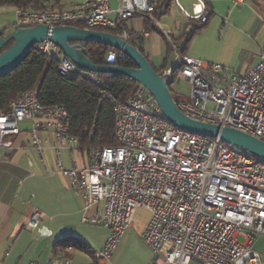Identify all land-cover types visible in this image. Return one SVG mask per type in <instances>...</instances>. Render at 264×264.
Segmentation results:
<instances>
[{
  "label": "built area",
  "instance_id": "built-area-1",
  "mask_svg": "<svg viewBox=\"0 0 264 264\" xmlns=\"http://www.w3.org/2000/svg\"><path fill=\"white\" fill-rule=\"evenodd\" d=\"M175 1L188 24L207 23L211 0H195L193 13ZM244 6L246 0H232ZM68 0L64 7L30 10L15 8V26L82 24L87 29L119 28L133 18H146L159 28L158 17L168 12L160 0ZM115 14L113 19L109 15ZM188 25V26H189ZM264 26V22H263ZM0 26V30H1ZM194 30V28H193ZM187 32L190 35L192 31ZM162 35L177 53L180 63L157 73L170 84L181 76L190 84L186 98L175 97L177 107L192 119L231 127L264 142V49L258 62L236 74L217 63L186 55L163 30ZM120 37L133 40L127 30ZM36 49L58 56L61 74L80 69L54 44ZM124 54L108 52L107 64ZM97 84L95 73L83 71ZM105 96V95H104ZM117 145L86 147L89 164L64 168L60 149L80 147L71 134L65 105H44L35 89L21 92L7 111L0 109V149H12L11 138L23 133L21 124L31 121V145L42 155L41 131L52 130L56 172L67 176L82 200V221L109 231L96 264H111L125 231L137 230L154 253L151 264H264L253 248L264 236V161L224 143L220 138L186 132L163 116L152 94L142 85L124 100L112 97ZM148 213L143 224L137 213ZM46 214L35 209L26 227L35 230ZM242 236L246 242L241 243ZM30 264H42L30 262ZM54 264H70L61 258Z\"/></svg>",
  "mask_w": 264,
  "mask_h": 264
},
{
  "label": "crops",
  "instance_id": "crops-1",
  "mask_svg": "<svg viewBox=\"0 0 264 264\" xmlns=\"http://www.w3.org/2000/svg\"><path fill=\"white\" fill-rule=\"evenodd\" d=\"M212 2L210 7L213 14ZM5 7L12 8L15 13V8L11 6L0 7L3 13L9 12ZM15 23H0L4 36L15 30ZM124 25L127 30L143 38L145 54L157 70L178 65L170 60L169 42L165 37L168 50L163 57L160 37L152 34L153 31L158 34L161 31L153 29L150 20L137 17L125 21ZM140 31L144 32L143 35L139 34ZM186 50L187 47L185 54ZM177 77L180 76H175L170 88L176 81L180 82ZM185 81L190 90L189 82ZM172 94L174 96V91ZM176 97L183 98L178 93ZM31 127V121L22 122L23 133L11 138L14 148L0 149V264H30L33 261L54 264L61 258L69 259L70 264H94L95 258L76 249L74 243L84 242L97 253L105 245L109 231L82 221L83 204L79 194L67 176L56 172L54 147L58 141L53 131L40 132L44 145L40 155L30 142ZM60 152L64 168L89 164V153L85 147L63 146ZM35 209L43 211L46 217L37 229L30 230L26 224ZM153 260L154 253L142 242L137 230L129 228L114 252L111 264H151Z\"/></svg>",
  "mask_w": 264,
  "mask_h": 264
},
{
  "label": "trees",
  "instance_id": "trees-1",
  "mask_svg": "<svg viewBox=\"0 0 264 264\" xmlns=\"http://www.w3.org/2000/svg\"><path fill=\"white\" fill-rule=\"evenodd\" d=\"M67 1L0 0V7L11 6L14 8L40 10L49 7H64ZM172 1L160 0V4H166L169 9ZM206 24H197L196 22L194 30L185 41L186 44L192 40L195 32ZM78 27L85 28L82 24H79ZM17 28L19 27L16 26L15 30ZM153 29L159 30L155 25H153ZM3 30L1 28L0 35L4 36ZM95 30L119 35L123 30L127 29L123 22L119 28H96ZM127 31L133 37V40L128 42L134 45L147 58L143 48V38L130 30ZM12 43L10 42L4 49L11 46ZM81 44L86 48L87 55L94 63L107 64L108 52L113 48L99 43L82 42ZM182 49L184 52L186 47ZM169 51H172L170 44ZM61 53L63 52L61 51ZM115 64L124 67L136 66L133 60L125 55L118 57ZM59 65L60 59L58 56H49L34 47L16 68L0 76V109L7 111L10 104L21 92L35 89L42 104L65 105L68 111L71 134L78 139L81 147L117 145L112 97L120 100L126 99L133 92L137 83L119 74H96L101 80V84H97L90 79L88 74L83 73L85 70L66 76L61 74ZM156 71L158 70L156 69ZM173 97L175 98V96ZM252 157L255 158L254 156ZM59 244L64 245V243ZM74 247L93 256L95 258L94 264H96V253L91 250L88 244L76 242Z\"/></svg>",
  "mask_w": 264,
  "mask_h": 264
},
{
  "label": "water",
  "instance_id": "water-1",
  "mask_svg": "<svg viewBox=\"0 0 264 264\" xmlns=\"http://www.w3.org/2000/svg\"><path fill=\"white\" fill-rule=\"evenodd\" d=\"M10 42H13L11 46L4 49ZM44 42L56 45L82 70L95 74L123 75L144 86L157 101L166 120L176 127L189 133L220 138L224 143L264 161L262 140L231 127H222L187 117L177 107L169 83L157 73L146 56L130 42L111 32L74 25L49 27L46 24H37L17 28L8 36L0 35V76L16 68L37 44ZM82 42L107 45L128 56L136 66L96 64L87 55Z\"/></svg>",
  "mask_w": 264,
  "mask_h": 264
},
{
  "label": "rangeland",
  "instance_id": "rangeland-1",
  "mask_svg": "<svg viewBox=\"0 0 264 264\" xmlns=\"http://www.w3.org/2000/svg\"><path fill=\"white\" fill-rule=\"evenodd\" d=\"M212 1L214 12L211 14L210 20L195 32L188 44L185 42L188 38L186 31L193 30L196 23L188 24L187 17L181 12L175 1L171 2L167 14L158 17L159 30L170 33L179 47H187L186 55L223 65L236 74L244 73L258 62L259 55L264 49V0H246L244 6H235L232 0ZM179 2L187 12L193 13L195 0H179ZM111 6L113 9L117 7L116 0L112 1ZM5 10L9 12L3 13V10L0 9V23L3 21L14 24L17 20L16 13L12 8L5 7ZM111 18L115 19V15H111ZM143 33L139 32L141 35ZM153 33L160 37L161 53L165 57L168 50L167 39L165 40L161 33L158 34L159 32L153 31ZM169 57L171 62L180 63L174 50L170 51ZM177 79L180 82L176 81L170 89L174 91L175 97L178 93L179 96L187 99L189 85L181 76ZM147 217L148 213L140 210L137 213V222L143 224ZM237 239L241 243L246 242L242 236ZM253 248L261 253L264 261V236L255 241ZM190 264L199 263L193 261Z\"/></svg>",
  "mask_w": 264,
  "mask_h": 264
}]
</instances>
